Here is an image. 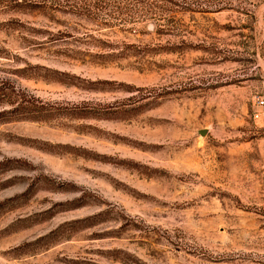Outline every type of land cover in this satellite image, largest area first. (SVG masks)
Here are the masks:
<instances>
[{
  "label": "rangeland",
  "instance_id": "rangeland-1",
  "mask_svg": "<svg viewBox=\"0 0 264 264\" xmlns=\"http://www.w3.org/2000/svg\"><path fill=\"white\" fill-rule=\"evenodd\" d=\"M19 1L0 0V112L42 107L0 115V264H264V0L95 20Z\"/></svg>",
  "mask_w": 264,
  "mask_h": 264
},
{
  "label": "trees",
  "instance_id": "trees-1",
  "mask_svg": "<svg viewBox=\"0 0 264 264\" xmlns=\"http://www.w3.org/2000/svg\"><path fill=\"white\" fill-rule=\"evenodd\" d=\"M37 0H20L18 2V5L21 6H26L30 8H34L37 5L35 3ZM44 1V0H43ZM56 0H46V5L48 2L51 4V8H62L64 7V10H68L69 12H72L74 14L78 15H84L86 18L95 20L97 17L100 15L106 14V12H118L119 14L123 15L133 11V9H138V7H142L144 5V0H71V1H66L65 4H59L58 5H53ZM158 0H151L150 5L152 7H156V2ZM166 3H173V0H163ZM80 3V4H79ZM62 6V7H61ZM114 8V9H110ZM155 13H151L150 18H155ZM144 20H134V17L131 15L129 16V19L126 18H118V17H112L111 19H102L100 21H97L99 26L101 27H106L109 29H121L123 28L124 25L128 24V28L132 29L134 28L138 23L143 22ZM93 41H96V45L100 49H110L113 50L115 49L111 43H108L106 41H103L99 38H93L92 36L90 37ZM104 50L105 52H96V53H90L89 49H86L82 52V55L84 56H89L96 58L99 60L100 63H105L107 60H110L113 58V53H110V50ZM5 96L1 93L0 94V102L3 101V98ZM8 104L12 105V109L4 111L2 110L0 112V115H3L4 113H13L17 114L19 117L23 118H31L35 114H38L40 112V108L42 107L40 105V101H38L36 98L32 96H28L26 94H23V97L20 98L19 103L14 106V101H11L8 99ZM36 118V117H34Z\"/></svg>",
  "mask_w": 264,
  "mask_h": 264
},
{
  "label": "built area",
  "instance_id": "built-area-1",
  "mask_svg": "<svg viewBox=\"0 0 264 264\" xmlns=\"http://www.w3.org/2000/svg\"><path fill=\"white\" fill-rule=\"evenodd\" d=\"M252 119L260 128L264 129V95L255 94L251 99Z\"/></svg>",
  "mask_w": 264,
  "mask_h": 264
},
{
  "label": "water",
  "instance_id": "water-1",
  "mask_svg": "<svg viewBox=\"0 0 264 264\" xmlns=\"http://www.w3.org/2000/svg\"><path fill=\"white\" fill-rule=\"evenodd\" d=\"M205 132H206V130H202V131H200V134L203 135V133H205Z\"/></svg>",
  "mask_w": 264,
  "mask_h": 264
}]
</instances>
